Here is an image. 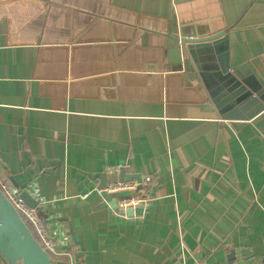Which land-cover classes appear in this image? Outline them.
<instances>
[{
	"label": "crops",
	"instance_id": "crops-1",
	"mask_svg": "<svg viewBox=\"0 0 264 264\" xmlns=\"http://www.w3.org/2000/svg\"><path fill=\"white\" fill-rule=\"evenodd\" d=\"M221 30L264 92V0H0V185L35 199L54 264L264 262V108L224 118L170 53ZM120 168L131 216L96 191Z\"/></svg>",
	"mask_w": 264,
	"mask_h": 264
},
{
	"label": "water",
	"instance_id": "water-1",
	"mask_svg": "<svg viewBox=\"0 0 264 264\" xmlns=\"http://www.w3.org/2000/svg\"><path fill=\"white\" fill-rule=\"evenodd\" d=\"M171 39L176 47L171 49L170 53L178 56V61L182 56L192 62L199 61L203 69L209 71L223 87L225 94L216 103V107L224 118H247L264 108V92L260 89V85L254 82L253 76L250 73L240 75L238 71L230 69L225 30L212 34H181V37H171ZM242 69L238 68L240 71ZM115 176L139 181L137 174L125 173L123 168H120ZM106 180V175H103L98 189L104 187ZM101 195L116 210L113 195L104 191ZM127 195V191L118 194V196ZM19 196L30 208L36 207L35 199L27 191L19 192ZM138 209L140 210V207ZM136 210L137 208L128 207L125 209V214L131 216ZM0 257L7 264H54L49 253L34 237L1 187Z\"/></svg>",
	"mask_w": 264,
	"mask_h": 264
},
{
	"label": "built area",
	"instance_id": "built-area-1",
	"mask_svg": "<svg viewBox=\"0 0 264 264\" xmlns=\"http://www.w3.org/2000/svg\"><path fill=\"white\" fill-rule=\"evenodd\" d=\"M137 181L133 179H114L107 181L104 184V187L101 189H96L99 193L102 191L112 194L115 198V208L116 211L121 210L125 211L128 207H133L135 205L144 202V200L137 198L135 196ZM1 189L11 201L13 206L17 209L20 214H23L32 224L34 230L40 240L41 246L48 252L52 254L58 253V242L55 240L53 234L49 231L48 228L42 223L39 219L37 213L35 212V208H30L19 196V191L15 188H12L9 185L2 184L0 185ZM127 191V196H118L119 193ZM60 242V241H59Z\"/></svg>",
	"mask_w": 264,
	"mask_h": 264
},
{
	"label": "trees",
	"instance_id": "trees-1",
	"mask_svg": "<svg viewBox=\"0 0 264 264\" xmlns=\"http://www.w3.org/2000/svg\"><path fill=\"white\" fill-rule=\"evenodd\" d=\"M144 192H145V186L140 185V186H138V188L135 190L134 193H136L137 195L139 194V195L141 196V195L144 194ZM34 210H35V212L37 213L36 208H35ZM38 214H39V213H37V215H38ZM20 215H21L22 219L24 220V222L26 223V225H27V226L29 227V229L31 230V232H32V234L34 235V237L38 240V242H40V240H39V238H38V236H37V234H36V232H35V230H34V227H33L32 224L30 223V221H29V220H28L23 214H20ZM38 217H39V219L42 221V223L46 226V224L44 223V221H43V219L41 218V216L38 215ZM49 256L51 257L52 262L55 263L54 259H55V256H56V255H54V254H52V253H49Z\"/></svg>",
	"mask_w": 264,
	"mask_h": 264
}]
</instances>
